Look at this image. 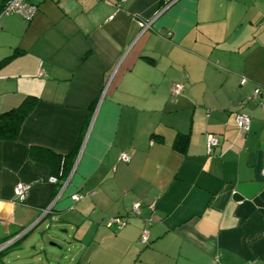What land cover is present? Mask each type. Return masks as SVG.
Here are the masks:
<instances>
[{"label": "crops", "instance_id": "0c3cea01", "mask_svg": "<svg viewBox=\"0 0 264 264\" xmlns=\"http://www.w3.org/2000/svg\"><path fill=\"white\" fill-rule=\"evenodd\" d=\"M31 2L0 17V113L37 98L0 138V243L44 223L62 261L22 264H264V112L240 106L264 94V0Z\"/></svg>", "mask_w": 264, "mask_h": 264}, {"label": "built area", "instance_id": "2783aa9c", "mask_svg": "<svg viewBox=\"0 0 264 264\" xmlns=\"http://www.w3.org/2000/svg\"><path fill=\"white\" fill-rule=\"evenodd\" d=\"M177 0H163L162 11L168 8L171 4H173ZM37 7L36 5L31 2V0H5L0 7V17L3 15H9L12 13H17L22 16L26 20H30L34 13L36 12ZM151 20H137V24L140 29L146 30L151 27ZM247 79L242 77L241 83H244ZM182 90V86L180 84H174L171 88L172 94H177ZM248 101L256 102L257 106L264 112V94L260 90V87H255L252 92L241 101L240 105L246 104ZM251 123V116L247 112L244 111H237L235 115V124L239 130L243 133H246L249 130ZM219 139L215 134L207 133L206 134V141H205V151L206 154H211L214 148L218 145ZM119 160L122 162H127L129 160V155L126 152L121 153L119 156ZM57 181V177L51 176L49 178V182L55 183ZM28 186L23 183H18L14 188V195L21 196L25 193ZM80 194L74 193L71 195V199L76 201L80 198ZM52 206H48L41 210V218L46 216L48 213H51ZM131 211L134 214H138L140 211V204L139 202H133L131 205ZM51 219H55V217H51ZM128 222V218L124 216H112L107 219V224L110 227H113L115 230H118L124 227ZM28 229L23 231L20 235L16 236L13 239L6 240L3 244H0V253L4 250L5 247L10 245V243L15 242L18 238L25 235ZM139 241L143 244L148 243V228L147 226L141 229L139 235ZM2 243V242H1Z\"/></svg>", "mask_w": 264, "mask_h": 264}, {"label": "rangeland", "instance_id": "374dc122", "mask_svg": "<svg viewBox=\"0 0 264 264\" xmlns=\"http://www.w3.org/2000/svg\"><path fill=\"white\" fill-rule=\"evenodd\" d=\"M52 229H46L45 224L41 223L38 226L31 228L27 231V233L18 241L10 243L7 247L4 248V250L0 253V264H22L25 260L28 261V259H36L37 257L43 258L45 257L44 250V244H46V250L47 248L50 250H58L57 260L62 261V255L65 254L64 244L60 243V245L63 246V250H59L57 247L54 249V247H50L48 245V240L45 241L44 239L46 235H51ZM23 232H17L11 236L10 239L15 238L16 236L20 235ZM43 233L44 234L42 236ZM8 239V240H10ZM5 241H2L3 244ZM59 243V242H58Z\"/></svg>", "mask_w": 264, "mask_h": 264}, {"label": "trees", "instance_id": "16d2710c", "mask_svg": "<svg viewBox=\"0 0 264 264\" xmlns=\"http://www.w3.org/2000/svg\"><path fill=\"white\" fill-rule=\"evenodd\" d=\"M36 100L37 98L35 96H27L18 106L0 113V138L1 139L14 140L17 138L21 124L23 120L25 119V117L28 115V113L33 108ZM248 102H252V101H248ZM181 139H183V137H181ZM23 236L18 238L16 241L21 239ZM7 239H10V237Z\"/></svg>", "mask_w": 264, "mask_h": 264}, {"label": "water", "instance_id": "95a60500", "mask_svg": "<svg viewBox=\"0 0 264 264\" xmlns=\"http://www.w3.org/2000/svg\"><path fill=\"white\" fill-rule=\"evenodd\" d=\"M39 224H40V223H39ZM39 224L36 223L35 225L31 226L28 230H30L31 228L33 229L34 227L38 226ZM47 228H49V227H46V229H47ZM44 234H47V233H43L42 236H43ZM56 246H57V248H58L59 250H63V246H62V245H58V244H56Z\"/></svg>", "mask_w": 264, "mask_h": 264}]
</instances>
